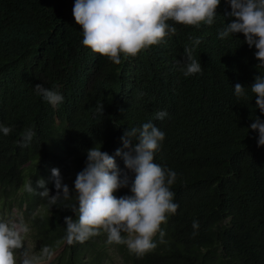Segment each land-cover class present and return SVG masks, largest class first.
I'll use <instances>...</instances> for the list:
<instances>
[{
    "label": "trees",
    "instance_id": "trees-1",
    "mask_svg": "<svg viewBox=\"0 0 264 264\" xmlns=\"http://www.w3.org/2000/svg\"><path fill=\"white\" fill-rule=\"evenodd\" d=\"M74 3L0 0V126L13 129L0 132V207L17 205L31 250H50L42 264H104L105 233L71 245L64 239L65 217L78 216L71 209L76 175L87 150L101 145L128 171L115 156L121 138L152 122L165 133L154 162L177 173L171 190L179 208L161 225L166 243L157 234L155 250L137 257L115 244L122 264H264V146L250 128L255 117L264 121L250 90L264 66L242 33L219 38L232 19L229 4L221 0L211 26L168 21L175 34L134 57L122 55L117 65L82 44ZM194 38L201 40L193 56L202 72L185 77L184 50ZM237 83L245 97H236ZM36 84L57 87L63 103L53 108L36 94ZM158 111L167 116L155 119ZM28 128L35 136L21 146ZM53 168L71 193L54 206L36 187L43 179L50 196L56 194ZM128 174L129 187L116 191L117 198L132 195L134 174ZM28 179L37 191L24 190Z\"/></svg>",
    "mask_w": 264,
    "mask_h": 264
},
{
    "label": "clouds",
    "instance_id": "clouds-1",
    "mask_svg": "<svg viewBox=\"0 0 264 264\" xmlns=\"http://www.w3.org/2000/svg\"><path fill=\"white\" fill-rule=\"evenodd\" d=\"M226 2L231 9L226 15L232 19L219 31V38L242 33L249 48L255 47L259 65L264 66V0ZM220 3L221 0H75L72 11L75 22L82 28V44L119 65L122 55L134 57L162 43L170 33L175 34L176 28L168 21L194 27L211 26ZM200 43L199 38H194L192 46L184 50L180 70L185 77L202 72L200 61L193 56ZM34 88L53 108L64 101L55 86L46 88L36 84ZM234 90L236 97L246 96L241 84H235ZM250 90L256 97V107L264 114V75L255 76ZM97 112L103 113V104L98 106ZM166 116V111L155 113V119L163 120ZM250 128L258 131V146H264V121L255 117ZM12 131L11 127L0 126L4 135ZM34 136L33 129H25L21 146H27ZM164 139L165 133L152 122L126 130L121 138L123 149H117L115 156L122 158L128 171H122L115 157L101 151L102 145L87 150L86 165L74 181L77 203L71 209L78 216L77 219L65 217L64 239L69 245L84 243L103 232L109 244L125 245L129 252L142 257L155 250L158 243H166L161 225L167 223L169 214L177 212L179 205L174 202L175 193L171 190L177 173L154 162V154ZM128 172L134 174L130 187L132 195L117 198L116 191L129 187ZM51 174L55 195L50 196L43 179L36 181V187L43 189L40 196L48 198L49 204L54 206L61 199L68 200L71 193L59 169L53 168ZM23 188L28 193L37 191L31 179L25 181ZM192 227L198 229V221H193ZM29 231L22 219L0 217V264H42L50 257L47 247L37 255L25 246ZM157 234L158 243L154 240Z\"/></svg>",
    "mask_w": 264,
    "mask_h": 264
},
{
    "label": "rangeland",
    "instance_id": "rangeland-1",
    "mask_svg": "<svg viewBox=\"0 0 264 264\" xmlns=\"http://www.w3.org/2000/svg\"><path fill=\"white\" fill-rule=\"evenodd\" d=\"M3 208H10V209L2 210V207H0V217L7 218L9 216H12L18 220H21V219L23 220V216L21 214V211L17 207V205H13V206L5 205ZM101 243L105 244L104 264H122V260L118 253V249L115 243L109 244L107 242V236H105L104 238H101ZM25 246L31 249V239L28 233L25 236ZM17 256H18V261H19V252Z\"/></svg>",
    "mask_w": 264,
    "mask_h": 264
}]
</instances>
